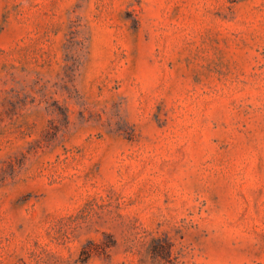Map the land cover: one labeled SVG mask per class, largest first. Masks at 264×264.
Segmentation results:
<instances>
[{"label":"rangeland","instance_id":"1","mask_svg":"<svg viewBox=\"0 0 264 264\" xmlns=\"http://www.w3.org/2000/svg\"><path fill=\"white\" fill-rule=\"evenodd\" d=\"M0 264H264V0H0Z\"/></svg>","mask_w":264,"mask_h":264}]
</instances>
